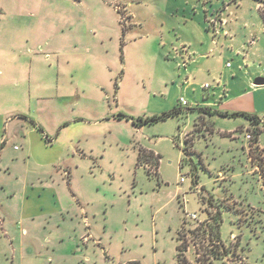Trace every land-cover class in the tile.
I'll return each instance as SVG.
<instances>
[{"label":"rangeland","instance_id":"374dc122","mask_svg":"<svg viewBox=\"0 0 264 264\" xmlns=\"http://www.w3.org/2000/svg\"><path fill=\"white\" fill-rule=\"evenodd\" d=\"M258 6L255 0H0V64L13 54L16 63L34 60L28 69L24 63L30 75L18 87L0 76V115L25 117L0 121L9 165L0 173V264H178V244L189 264H264V110L255 128L263 146L253 150L247 117L218 107L211 110L229 115H207L198 110L206 106L195 104L218 101L217 82L226 80L229 109L250 104L237 95L264 77ZM203 35L206 46L197 42ZM183 45L199 54L211 47L213 77L201 73L186 86ZM255 71L261 74L249 80ZM65 76L73 94L60 98L55 81ZM204 82L210 87L201 88ZM259 103L264 108V99ZM173 108L180 110L138 126L128 118ZM139 148L159 154L157 165L145 157L138 165ZM217 212V234L208 233ZM213 239L226 249L220 257Z\"/></svg>","mask_w":264,"mask_h":264},{"label":"crops","instance_id":"0c3cea01","mask_svg":"<svg viewBox=\"0 0 264 264\" xmlns=\"http://www.w3.org/2000/svg\"><path fill=\"white\" fill-rule=\"evenodd\" d=\"M217 25H218V28H219V30L221 31V33H222V35H227V32L223 29V27H224V25H225V22L224 21H222V20H219L218 21V23H217ZM198 42V44L199 45H204L206 42H207V36H204L203 35V37H201L200 39H199V41H197ZM254 43V41H253V39H251L249 42H248V45H251V44H253ZM208 43H206L205 44V46L207 45ZM183 47V52L181 53V57H182V62L184 63V67H186L185 68V73H186V76H185V78H186V80H187V83H186V86H190V85H194V84H197L196 82H193V81H195L196 80V78L201 74V73H205V72H210L211 74H212V77L214 76L213 75V73H215V71H214V69H213V67H211L210 66V62H209V60H211L210 58H209V56H208V52H211V47H209V49H208V52L206 53V54H204V53H202V54H199V53H197L198 51V49H197V47L195 46L193 49H190V50H188L187 48H186V46H182ZM242 55V58L239 60V62H240V64H242L243 62L244 63H246V61H247V56H248V53H246V54H241ZM10 57H13V58H15L14 60H12V61H6V63H2V64H0V76H2L3 74H4V76H5V82L8 84V86L10 85V86H12V87H18V86H20L22 83H25V77L27 76V78H29V73L28 74H25V67H24V65L26 64L25 62V64L22 62V63H16V59L18 58V56L17 55H11ZM20 60V59H19ZM29 61V63H27L26 64V66H27V69L29 68V66H30V64L32 65L33 64V62H34V60H28ZM3 62H5V61H3ZM228 61H224V63H223V66L225 67V68H230V67H232V63H230V65L229 66H226V63H227ZM236 71V70H235ZM209 73V74H210ZM256 74H261V73H259V72H257V71H255L252 75H248V79L250 80V78L252 77V76H254V75H256ZM232 75L234 76L235 75V72H232ZM67 76H65L64 77V79H65V81L63 80L60 84H58V81H55L56 82V84H55V88H54V90L56 91V92H59V97L60 98H62V97H65V98H68L67 96H70V95H72L73 94V92H71L70 93V90H71V87H70V84H71V81L70 80H68L67 81V78H66ZM191 79L193 80V81H191ZM222 79V78H221ZM206 82H204V83H202V84H200L199 86L201 87V88H204L205 89V87H204V84H205ZM227 84H228V80H226L225 81V83H222V85L220 84V82H217V87H218V90L219 91H221V93H220V95H219V100L218 101H213L212 99H211V97H209L208 99H207V101H205V102H203V103H199V102H195V104L196 105H201V106H208L207 108H212V107H218V108H222V109H220V110H225V111H241V112H245V113H248V114H253V115H256L258 118H259V120H258V122L257 123H254V124H252L251 123V126H247V128H250V127H254V128H261V122H262V118H260L259 117V113L262 111V110H264V108L262 107V108H260V103H259V98H261V100L262 99H264V85H262V86H260V87H258V85H254L253 84V81L252 82H250V84L249 85H247L246 86V88H245V91L244 92H242L241 94H238L237 96L239 97V99L240 98H244V97H250L249 99H250V104L249 105H239V106H237V107H233L234 109H229L230 107V102H229V100H227L228 98H229V94H230V90L229 89H227ZM67 87H69V89H67ZM210 86L208 85V87H206V88H209ZM212 94H214V93H212ZM224 96V98H222ZM181 97V96H180ZM205 98V97H204ZM185 100V99H184ZM179 101V100H178ZM66 104H69V103H66ZM180 104V103H179ZM188 104V103H187ZM45 107H46V104H45ZM51 107H53V104H51ZM57 108H55V110L56 109H58V110H62V108L63 109H67V106L65 107V105L64 106H56ZM205 107V108H206ZM43 107H40V109H42ZM216 111H218V110H216ZM201 113V112H200ZM200 113H199V115H200ZM207 115H209L208 113H207ZM14 118L15 119H17V120H23V119H25V117L24 116H22V115H18V116H15V117H12L11 115H10V113H7V115H0V121H3V120H6V122H12L13 120H14ZM36 123V122H35ZM263 123V122H262ZM34 124V123H33ZM37 124V123H36ZM264 124V123H263ZM4 126H5V124H4ZM38 127L41 129V131L43 132V134H44V137L46 138V140L47 141H50V139H48V137H47V134L46 133H44V131H43V129H42V127H40L39 125H38ZM196 127V126H195ZM194 127V128H195ZM264 127V126H263ZM199 130H196V131H201L200 130V128H198ZM31 130H33V129H31ZM195 130V129H194ZM261 130V129H260ZM259 130V133L261 132ZM259 134H258V136H257V141L254 143L253 142V140H251V142H249L250 144V146H251V148L254 150V149H257L258 148V150L259 149H261L262 148V142L261 141H259ZM6 140H8V136L6 135ZM4 143V141L2 142V144ZM256 153H257V155H258V152L257 151H255ZM154 153V152H153ZM249 152L247 151V154H248ZM253 153H251V155H252ZM154 155H156L155 153H154ZM159 155V154H158ZM254 155V154H253ZM2 151L0 150V173H4V172H6V170H8V168H9V165H8V163L5 161V162H3V160H2ZM255 156V155H254ZM256 157V156H255ZM260 160L262 159V162L264 161V153H260ZM249 158L251 159V157H250V155H249ZM259 160V161H260ZM254 168H256L255 166H254ZM252 171H254L253 169H252ZM0 186H2V185H0ZM1 188H3V186L1 187ZM26 188L27 187H25L23 184L21 185V192L23 193V199H24V195H25V191H26ZM19 191V190H18ZM17 191V193L19 194V192ZM5 192L8 194V192L10 193V191H6L5 190ZM12 192V194H11V196L13 197L14 195L13 194H15L14 192H13V190L11 191ZM19 215H17V217H18ZM4 218H1L0 217V223L2 222V223H4ZM17 223H18V221H17ZM13 264H22V263H19V261H18V263H13Z\"/></svg>","mask_w":264,"mask_h":264},{"label":"trees","instance_id":"16d2710c","mask_svg":"<svg viewBox=\"0 0 264 264\" xmlns=\"http://www.w3.org/2000/svg\"><path fill=\"white\" fill-rule=\"evenodd\" d=\"M255 1L259 4V6H258V12H259V15H260V18L262 20L263 27H264V0H255ZM179 110L180 109L173 108L171 111H168L166 113H163V115H161V116H155L154 115V116H151V117H147L145 119L144 118H141V117H138V120L137 121L134 120L131 117H128V118L132 119V124L133 125L138 126L139 124H144V123L149 122V121H155V120H157L159 118H163L164 116H167V115H172L174 113H177ZM198 110L200 112H205V111L208 110V112H207L208 114L217 113V114L222 115V116L229 115L227 112H220V111H216V110H211L210 108H203V107L201 108L200 107V108H198ZM231 115H242L244 117H247L250 120V123H252V124L257 123L258 120H259V118L256 115L248 114V113L241 112V111L234 112ZM123 116H124L123 114L117 115V117H123ZM198 119L201 120L200 115L198 116ZM194 129L195 130H199L198 127H197V125H196V127ZM258 134H259V131L254 128L253 129V138H252V140H253L254 143L257 141ZM153 156H154V153L151 150H146V149L139 148L138 153H137V157H136L137 164L140 165V163L142 162L141 161L142 157L143 158L145 157L146 159L147 158L148 159L149 158L150 159L151 158L154 159L155 165H157V162H158V159H159V155L156 154L154 157ZM212 218H213V223L212 224H208V228H210L211 230H209L207 227H206V229L208 230V233H209V231L210 232L213 231V232H215V234H217V229H218V220H217V218H218V212L214 216H212ZM211 225H212V227H211ZM184 234H185L184 230H182V229L179 230V232H178V239L182 240V237L184 236ZM213 237H216V235H214V233H213ZM213 241H215L216 244L218 245L217 248H216V250H215V252H214L215 253V257H220L221 252L224 250V253H225L226 249L222 246V244L217 239H213ZM183 246H184L183 244H178L177 245V250H178V253H177V261H178V264H189V262L181 254V252H182V250L184 248ZM221 247L223 248V250H221ZM130 264H138V262L137 261H133Z\"/></svg>","mask_w":264,"mask_h":264},{"label":"built area","instance_id":"2783aa9c","mask_svg":"<svg viewBox=\"0 0 264 264\" xmlns=\"http://www.w3.org/2000/svg\"><path fill=\"white\" fill-rule=\"evenodd\" d=\"M229 65H230L229 62H227V63H226V66H229ZM204 87H205V88L208 87V84L205 83V84H204ZM179 103H180L181 106H185V105H187L186 100H184V98H182V97L179 98ZM246 138L249 139V138H251V136H250L249 134H247V135H246ZM182 180H183V178L181 177V178H180V181H182ZM187 216L190 217V218H192V219H194V218L196 217L195 213L187 214Z\"/></svg>","mask_w":264,"mask_h":264},{"label":"water","instance_id":"95a60500","mask_svg":"<svg viewBox=\"0 0 264 264\" xmlns=\"http://www.w3.org/2000/svg\"><path fill=\"white\" fill-rule=\"evenodd\" d=\"M254 85H263L264 84V77L257 76L253 79Z\"/></svg>","mask_w":264,"mask_h":264}]
</instances>
